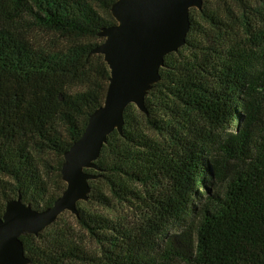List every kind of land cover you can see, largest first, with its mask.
I'll return each mask as SVG.
<instances>
[{
	"label": "trees",
	"instance_id": "trees-1",
	"mask_svg": "<svg viewBox=\"0 0 264 264\" xmlns=\"http://www.w3.org/2000/svg\"><path fill=\"white\" fill-rule=\"evenodd\" d=\"M116 1L0 0V218L65 191L64 154L108 90L93 51ZM190 20L148 113L129 105L86 170L79 217L21 237L30 264H264V0H203Z\"/></svg>",
	"mask_w": 264,
	"mask_h": 264
},
{
	"label": "water",
	"instance_id": "water-1",
	"mask_svg": "<svg viewBox=\"0 0 264 264\" xmlns=\"http://www.w3.org/2000/svg\"><path fill=\"white\" fill-rule=\"evenodd\" d=\"M203 0H117L111 9L117 24L103 28L104 42L94 49L110 69L104 104L90 117L82 137L64 154L62 179L66 189L46 210H35L22 196L7 203L0 218V264H30L25 235H38L64 212L79 217L78 203L87 202L96 161L108 137L123 135L124 114L134 104L147 114L146 96L161 80L165 57L181 49L191 29L190 11L201 10Z\"/></svg>",
	"mask_w": 264,
	"mask_h": 264
},
{
	"label": "rangeland",
	"instance_id": "rangeland-1",
	"mask_svg": "<svg viewBox=\"0 0 264 264\" xmlns=\"http://www.w3.org/2000/svg\"><path fill=\"white\" fill-rule=\"evenodd\" d=\"M105 214H108V212H106ZM82 238L84 239L85 242L89 243V240L87 239V236H82ZM91 247H92V245H91Z\"/></svg>",
	"mask_w": 264,
	"mask_h": 264
}]
</instances>
